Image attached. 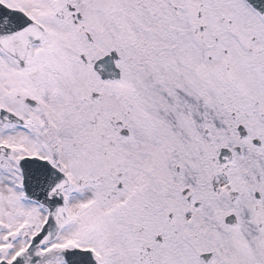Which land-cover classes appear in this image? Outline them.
I'll return each instance as SVG.
<instances>
[{
    "label": "snow or ice",
    "instance_id": "1",
    "mask_svg": "<svg viewBox=\"0 0 264 264\" xmlns=\"http://www.w3.org/2000/svg\"><path fill=\"white\" fill-rule=\"evenodd\" d=\"M0 264H264V0H0Z\"/></svg>",
    "mask_w": 264,
    "mask_h": 264
}]
</instances>
